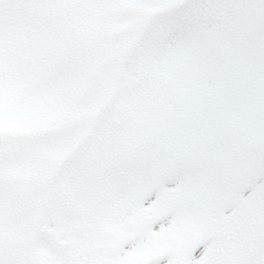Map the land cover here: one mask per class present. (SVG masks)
<instances>
[{
	"label": "snow or ice",
	"instance_id": "1",
	"mask_svg": "<svg viewBox=\"0 0 264 264\" xmlns=\"http://www.w3.org/2000/svg\"><path fill=\"white\" fill-rule=\"evenodd\" d=\"M0 264H264V0H0Z\"/></svg>",
	"mask_w": 264,
	"mask_h": 264
}]
</instances>
